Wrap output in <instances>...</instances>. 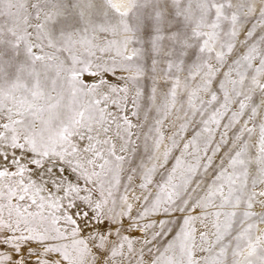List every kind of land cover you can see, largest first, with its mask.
<instances>
[{
	"label": "snow or ice",
	"instance_id": "snow-or-ice-1",
	"mask_svg": "<svg viewBox=\"0 0 264 264\" xmlns=\"http://www.w3.org/2000/svg\"><path fill=\"white\" fill-rule=\"evenodd\" d=\"M0 264H264V0H0Z\"/></svg>",
	"mask_w": 264,
	"mask_h": 264
}]
</instances>
